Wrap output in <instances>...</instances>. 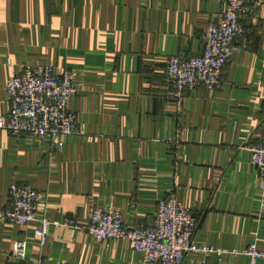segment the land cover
Returning <instances> with one entry per match:
<instances>
[{
	"label": "crops",
	"instance_id": "crops-1",
	"mask_svg": "<svg viewBox=\"0 0 264 264\" xmlns=\"http://www.w3.org/2000/svg\"><path fill=\"white\" fill-rule=\"evenodd\" d=\"M226 8L227 0H0L3 112L9 78L50 64L78 73L69 105L86 129L57 144L1 130L0 210L12 209L11 185L24 184L45 195L40 217L84 224L113 207L132 228L174 198L194 214L198 239L229 251L209 264H249L240 252L252 243L264 251V189L250 150L264 144V5L243 18L220 88L178 98L165 75L171 56L202 54ZM38 228L0 220V264L15 261L18 238L29 243L25 264H151L125 240L59 226L42 244Z\"/></svg>",
	"mask_w": 264,
	"mask_h": 264
},
{
	"label": "built area",
	"instance_id": "built-area-1",
	"mask_svg": "<svg viewBox=\"0 0 264 264\" xmlns=\"http://www.w3.org/2000/svg\"><path fill=\"white\" fill-rule=\"evenodd\" d=\"M263 5L264 0H227L226 10L217 22L209 24L204 34L202 54L188 58L173 55L168 59L165 75L176 97L182 98L186 89L222 86L225 67L239 49L238 40L246 31L243 18ZM77 76L75 70L60 73L50 64L25 65L6 83L10 109L4 113L0 102V131L6 130L16 138L29 136L53 144L60 143L64 137L84 135V124L69 105L79 93ZM250 150L264 189V144ZM9 196L12 209L0 210V220L21 226L38 223L40 228L34 233L42 244L53 227L68 226L87 231L97 241L125 240L151 264H209V256L229 253L201 242L197 237L198 221L191 209L174 198L159 201L152 223L129 228L121 211L113 207L97 208L86 223L79 224L71 217L63 220L40 217L37 208L45 195L30 185H11ZM28 245L23 238L13 242L11 255L15 261L10 264H25ZM240 253L248 257L249 264H260L264 260V251L256 243ZM193 256L199 259H192ZM30 264L67 263L37 260Z\"/></svg>",
	"mask_w": 264,
	"mask_h": 264
},
{
	"label": "rangeland",
	"instance_id": "rangeland-1",
	"mask_svg": "<svg viewBox=\"0 0 264 264\" xmlns=\"http://www.w3.org/2000/svg\"><path fill=\"white\" fill-rule=\"evenodd\" d=\"M200 240V239H199ZM202 242V241H201ZM204 243V242H203ZM207 244V243H206ZM253 244V243H252ZM210 245V244H209ZM251 245V244H250ZM213 246V245H212ZM248 258V257H247Z\"/></svg>",
	"mask_w": 264,
	"mask_h": 264
}]
</instances>
